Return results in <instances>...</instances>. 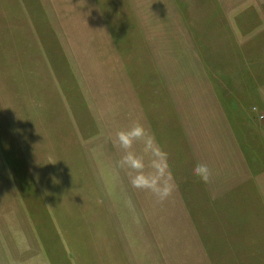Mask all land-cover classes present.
Segmentation results:
<instances>
[{
    "label": "rangeland",
    "instance_id": "rangeland-1",
    "mask_svg": "<svg viewBox=\"0 0 264 264\" xmlns=\"http://www.w3.org/2000/svg\"><path fill=\"white\" fill-rule=\"evenodd\" d=\"M0 264H264V0H0Z\"/></svg>",
    "mask_w": 264,
    "mask_h": 264
},
{
    "label": "clouds",
    "instance_id": "clouds-1",
    "mask_svg": "<svg viewBox=\"0 0 264 264\" xmlns=\"http://www.w3.org/2000/svg\"><path fill=\"white\" fill-rule=\"evenodd\" d=\"M116 139L120 147L126 151L131 148L135 140L143 139L145 141V150L150 151L154 157L150 163L151 171L146 172L143 160L131 153L124 157L123 162L135 170V175L131 178L133 187L150 191L158 202L166 200L174 188L173 174L169 168L167 154L155 145L153 138L147 136L144 128L140 125H136L128 131L117 132ZM192 175L203 183H208L211 179V171L205 164L193 167Z\"/></svg>",
    "mask_w": 264,
    "mask_h": 264
}]
</instances>
